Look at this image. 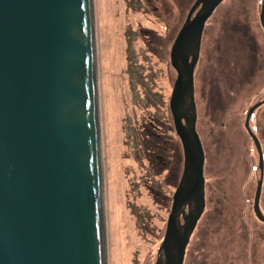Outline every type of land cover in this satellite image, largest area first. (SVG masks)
I'll return each instance as SVG.
<instances>
[{
    "label": "rangeland",
    "instance_id": "1",
    "mask_svg": "<svg viewBox=\"0 0 264 264\" xmlns=\"http://www.w3.org/2000/svg\"><path fill=\"white\" fill-rule=\"evenodd\" d=\"M196 1L94 0L107 264L158 261L184 169L171 49ZM261 5L224 0L205 26L195 96L206 209L184 264H264L253 208L259 156L245 127L264 99ZM250 125L264 150V104ZM260 203L264 210V183Z\"/></svg>",
    "mask_w": 264,
    "mask_h": 264
},
{
    "label": "water",
    "instance_id": "2",
    "mask_svg": "<svg viewBox=\"0 0 264 264\" xmlns=\"http://www.w3.org/2000/svg\"><path fill=\"white\" fill-rule=\"evenodd\" d=\"M197 0L171 49L170 109L184 153L156 264H184L206 209L195 71L207 21ZM264 29V0L261 8ZM94 0H0V264H107ZM264 178L261 143L250 127Z\"/></svg>",
    "mask_w": 264,
    "mask_h": 264
},
{
    "label": "trees",
    "instance_id": "3",
    "mask_svg": "<svg viewBox=\"0 0 264 264\" xmlns=\"http://www.w3.org/2000/svg\"><path fill=\"white\" fill-rule=\"evenodd\" d=\"M245 127H246V125H245ZM247 129V128H246ZM248 131V130H247ZM248 134H249V132H248ZM176 135L178 136V134H177V132H176ZM250 135V134H249ZM178 138H179V136H178ZM180 139V138H179ZM181 141V140H180ZM181 144H182V142H181ZM257 151V150H256ZM183 156H184V153H183ZM167 170V169H166ZM257 171H259V174H260V167H259V165H258V167H257ZM165 172V171H164ZM162 173V172H161ZM163 175H165V174H162V176ZM150 218H153V216L152 217H150Z\"/></svg>",
    "mask_w": 264,
    "mask_h": 264
},
{
    "label": "flooded vegetation",
    "instance_id": "4",
    "mask_svg": "<svg viewBox=\"0 0 264 264\" xmlns=\"http://www.w3.org/2000/svg\"><path fill=\"white\" fill-rule=\"evenodd\" d=\"M201 51H202V49H201ZM201 54H202V52H201ZM200 59H201V56H200ZM200 59H199V61H200ZM198 65V64H197ZM196 69H197V66H196ZM263 147V146H262ZM263 183H264V178H263ZM260 206H261V203H260ZM261 210H262V212H263V214H264V210H263V208H262V206H261ZM257 217V216H256ZM258 218V217H257ZM259 219V218H258ZM260 220V219H259ZM260 222L262 223V224H264V221H262V220H260Z\"/></svg>",
    "mask_w": 264,
    "mask_h": 264
}]
</instances>
